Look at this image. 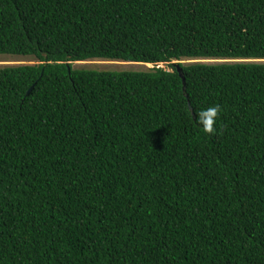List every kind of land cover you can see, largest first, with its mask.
I'll return each mask as SVG.
<instances>
[{
	"label": "trees",
	"instance_id": "16d2710c",
	"mask_svg": "<svg viewBox=\"0 0 264 264\" xmlns=\"http://www.w3.org/2000/svg\"><path fill=\"white\" fill-rule=\"evenodd\" d=\"M4 56L0 264H264V0H0Z\"/></svg>",
	"mask_w": 264,
	"mask_h": 264
},
{
	"label": "rangeland",
	"instance_id": "374dc122",
	"mask_svg": "<svg viewBox=\"0 0 264 264\" xmlns=\"http://www.w3.org/2000/svg\"><path fill=\"white\" fill-rule=\"evenodd\" d=\"M28 57L21 58H12L8 56L0 57V66L4 65H18V64H33L36 62H32V59H25ZM201 62H211L217 63L219 60H200ZM75 68H85V69H96L102 71H147L152 69L153 65H141L134 63H125V62H117V61H102V60H94V61H86V62H77L74 63ZM158 67L169 70L166 64H160Z\"/></svg>",
	"mask_w": 264,
	"mask_h": 264
},
{
	"label": "clouds",
	"instance_id": "9594fccd",
	"mask_svg": "<svg viewBox=\"0 0 264 264\" xmlns=\"http://www.w3.org/2000/svg\"><path fill=\"white\" fill-rule=\"evenodd\" d=\"M222 109L220 105H214L201 110L196 117V122L206 135L216 133V125Z\"/></svg>",
	"mask_w": 264,
	"mask_h": 264
},
{
	"label": "water",
	"instance_id": "95a60500",
	"mask_svg": "<svg viewBox=\"0 0 264 264\" xmlns=\"http://www.w3.org/2000/svg\"><path fill=\"white\" fill-rule=\"evenodd\" d=\"M176 65L175 66H177V63H175ZM177 68H178V70L180 71V69H179V67L177 66Z\"/></svg>",
	"mask_w": 264,
	"mask_h": 264
}]
</instances>
